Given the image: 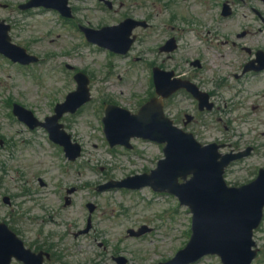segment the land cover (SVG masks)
Listing matches in <instances>:
<instances>
[{
    "label": "rangeland",
    "instance_id": "374dc122",
    "mask_svg": "<svg viewBox=\"0 0 264 264\" xmlns=\"http://www.w3.org/2000/svg\"><path fill=\"white\" fill-rule=\"evenodd\" d=\"M22 1L0 0V18L11 16L3 4ZM215 1L122 0L123 9L107 13L98 9L96 0H77L76 7L81 11L78 20L90 22L93 28L125 14L152 18L150 34L139 33L141 41L150 36L151 42L137 43L127 57L86 43L82 33L52 13H14V42L41 58L38 65L19 68L0 56V135L7 141L6 147L0 149V180L4 179L10 195L18 196L12 209L3 205L0 218L11 220L9 215L31 211L36 224L25 221L18 226L25 241L35 238L37 223L46 218L42 223L44 232L53 235V243L60 250L68 251L67 259L72 264H116L114 253L126 257L128 264H165L185 246L192 215L175 197L156 194L150 188L97 191L98 186L110 181L148 173L163 158V146L142 140H133L132 150L110 148L103 133V108L114 104L137 113L150 92L151 64L192 75L188 62L200 58L206 68L197 76L213 88L212 69L220 70L215 63L217 58L223 61L215 42L216 32H220ZM193 28L203 42L193 40ZM175 35L183 40L179 50L168 58L159 52V47ZM226 53H230L229 58L235 56L230 48ZM68 66L90 77L93 95L92 101L76 115L62 120L82 147V155L75 162H69L62 149L49 141L44 129L29 132L4 106L9 101L20 103L44 120L52 115L56 103L63 102L76 89L75 71ZM247 82L254 85L250 91L244 89L243 81L230 78L223 95L217 98L219 110L204 116L211 140L255 149L252 156L234 166L227 177L231 185L249 183L264 168L263 81L250 78ZM190 104L187 97L179 95L169 104L167 115L179 119L185 112H192ZM27 181L32 188L24 187ZM73 187L77 190L70 195L71 204L66 205L67 191ZM90 203L97 205L92 217L94 227L89 234L76 237L86 227ZM144 224L152 227L150 233L141 239L128 236V229ZM260 244L264 247V240L260 239ZM215 260L208 257L201 264H215Z\"/></svg>",
    "mask_w": 264,
    "mask_h": 264
},
{
    "label": "water",
    "instance_id": "95a60500",
    "mask_svg": "<svg viewBox=\"0 0 264 264\" xmlns=\"http://www.w3.org/2000/svg\"><path fill=\"white\" fill-rule=\"evenodd\" d=\"M55 2L56 0H31L26 8L41 5L58 7L65 15L68 14L67 0L60 1L63 5ZM134 27L128 21L121 27L87 33V36L93 43L125 54L133 43L129 37ZM0 52L23 64L37 61V58L27 55L24 49L11 46L8 28L1 22ZM76 80L79 84L78 91L71 94L65 104L57 107V116L48 119L47 124H44L51 138L65 146L71 160L80 156L81 149L77 145H71L70 136L60 131L62 126L58 125V121L64 113H75L90 100L88 78L79 74ZM157 85L159 93H172L170 89L173 86L169 79H159ZM162 108L161 102L152 101L138 115H131L118 107H107L104 123L111 145L130 147L129 141L133 137H141L167 143V147L164 150L166 159L160 161L158 168L150 175L128 178L108 184L103 189H140L150 186L154 191L176 195L182 205L191 209L194 216L192 239L178 257L185 253L188 262L211 253L220 255L225 264H250L255 255L251 251L252 230L259 225L264 208V173L251 185L239 189L228 188L223 180V173L234 158L228 157L219 161L216 147H202L192 135L174 128L172 122L165 118ZM15 114L33 128L38 125L32 113L22 107H16ZM188 176L192 177L187 181ZM180 178L185 180L184 184H179ZM9 235V239L5 238L0 244V264H9L12 257L26 264H38L29 255V251H25L23 244L14 235Z\"/></svg>",
    "mask_w": 264,
    "mask_h": 264
},
{
    "label": "flooded vegetation",
    "instance_id": "af4514ba",
    "mask_svg": "<svg viewBox=\"0 0 264 264\" xmlns=\"http://www.w3.org/2000/svg\"><path fill=\"white\" fill-rule=\"evenodd\" d=\"M76 1L77 0H70V5L73 12V18L70 20V22H73L74 20L77 21L78 16L81 14V11L76 7ZM96 1L99 4L98 9H101V11L107 13H117L119 11L118 9H123L125 7V3H123L122 0ZM215 3L216 17L220 20V32H216L215 42L217 49L220 50V55L223 56V61H218L217 58L215 63L217 66H219L220 70H218L216 67L212 69L214 71V77L211 79V83L214 87L209 88L208 86H206V82L197 76V72H201L206 68V64L202 59L195 58V60H198L200 67L193 68L190 71L192 72V75L190 77H193L190 79L194 81V83H196L202 91L206 92L209 95L210 100L213 103V109L211 111H208L210 113H213L219 109L217 105V98L223 95V89L228 86L227 83L230 78H233L237 82L243 81L244 89L246 91H250L251 87H254L252 83L251 85H248L247 81L250 78L263 81L264 88V0H221L220 2L216 0ZM225 6L226 10H224ZM6 9H9L8 6L6 7ZM127 18L141 20L147 23V26L145 28H137L134 34L136 36V44L139 42L150 43V36L141 41V34H139H150L151 30L153 29L152 18L150 16L139 17L133 14H125L118 20H115L111 23H101L99 26L104 27L109 24H119ZM77 25H85L91 27L90 22H86L84 24L77 21ZM171 39L175 41L176 49L174 53L165 54L168 58L172 57L179 50L181 46L180 42L183 40L181 37H179V35H175L171 36L161 44H166ZM193 40L200 42L197 37L194 36ZM212 46L214 47V43H212ZM223 47H225V49H223ZM228 48H230V51L235 54L234 57L229 58L230 53H226ZM158 66L163 70L168 69L160 64H158ZM180 75L185 76V74ZM153 96L154 92L151 88V97ZM191 101L193 113H184L183 117L178 119L176 122L183 129L193 132L201 142L209 141L212 139V137H207L211 136V134L207 130V124L204 123L202 125L203 121L201 117L202 115L207 114V111H199L198 103L194 100ZM187 115L191 116L192 119L190 121H187ZM214 141L216 143L218 142L217 140ZM2 144H5V141L2 142ZM220 144L222 145V143ZM222 146H224L222 150L223 154H227L226 150L228 148L230 152H241L240 148H235L231 144H224ZM249 149H251L252 152L254 151V148ZM25 186H28V188L33 187L30 185L29 181H27ZM10 194L11 193L7 191L3 183L0 182V212L5 196H8L11 200V204L9 206H13V204L16 203V199L18 197L10 196ZM96 211L97 206L95 207L94 212ZM26 213L27 214L24 215L22 211H20L18 213L19 216L18 214L9 215V218L11 217V220L0 218V222H7L8 224L16 227V231L22 237H24L22 230L18 228L19 224L25 221H29L35 224L37 221L34 216H31V211ZM41 222L44 223L46 222V220L42 219ZM42 223H37L38 227L36 238L30 240L29 243L25 241L28 244V248H31L36 254H43L45 264H72L67 259L68 251L63 252V250H58L60 246H57L53 243L52 234H46L44 232V225H42ZM258 250L261 255L263 250L260 246L258 247ZM12 264L23 263L13 261ZM86 264H90V262Z\"/></svg>",
    "mask_w": 264,
    "mask_h": 264
}]
</instances>
